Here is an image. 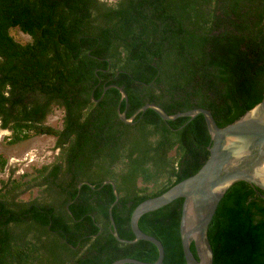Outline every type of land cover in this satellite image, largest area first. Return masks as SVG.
Wrapping results in <instances>:
<instances>
[{"label":"trees","instance_id":"16d2710c","mask_svg":"<svg viewBox=\"0 0 264 264\" xmlns=\"http://www.w3.org/2000/svg\"><path fill=\"white\" fill-rule=\"evenodd\" d=\"M263 84L264 0H0V128L9 144L53 136L59 151L29 178H0V264L155 262L152 243L114 237L105 181L118 193V234L134 240L132 211L195 174L211 137L202 114L166 121L148 108L132 123L120 114L201 107L223 127L261 101ZM55 108L60 128L46 124ZM6 165L0 155V172ZM32 187L42 196L19 198ZM260 194L245 181L227 188L208 228L213 264H264ZM182 205L139 219L162 242V264H186Z\"/></svg>","mask_w":264,"mask_h":264},{"label":"water","instance_id":"95a60500","mask_svg":"<svg viewBox=\"0 0 264 264\" xmlns=\"http://www.w3.org/2000/svg\"><path fill=\"white\" fill-rule=\"evenodd\" d=\"M113 87L117 88L122 98L127 100L123 88L117 85ZM148 108L153 109L166 121L202 114L211 137L209 156L195 174L178 182L159 196L146 199L135 207L130 217V228L135 237L134 240L122 239L118 234L112 216V208L118 200V193L112 181H105L112 184L116 197L109 208L114 237L121 243L145 240L152 243L158 250V258L153 263L134 258H122L111 264H162L164 258L162 242L142 231L138 222L144 214L164 207L178 198H183L179 230L186 264H213V250L208 240V228L227 188L237 181H245L264 190V84L261 101L238 120L223 127L216 123L211 112L205 108L200 107L170 115L162 107L153 103L142 106L130 118H127L126 110H124L120 114L121 120L132 123L138 113ZM85 183L93 187L89 182ZM81 186L82 184L79 188ZM192 243L197 257L191 251Z\"/></svg>","mask_w":264,"mask_h":264},{"label":"rangeland","instance_id":"374dc122","mask_svg":"<svg viewBox=\"0 0 264 264\" xmlns=\"http://www.w3.org/2000/svg\"><path fill=\"white\" fill-rule=\"evenodd\" d=\"M114 1V0H106ZM13 36L19 41H28L29 36L19 31H12ZM63 118V112L55 108L51 115L46 119V124L55 128H60ZM9 131L0 128V155L7 159V165L3 172H0V178L6 180L13 171L12 177L18 178L27 173L29 178L33 173L34 167H42L51 164L58 155V149L55 146L56 138L47 135H37L30 139L9 144ZM42 196V187H32L24 191L19 198L29 201Z\"/></svg>","mask_w":264,"mask_h":264},{"label":"flooded vegetation","instance_id":"af4514ba","mask_svg":"<svg viewBox=\"0 0 264 264\" xmlns=\"http://www.w3.org/2000/svg\"><path fill=\"white\" fill-rule=\"evenodd\" d=\"M253 187H257V188H260V187H258V186H255V185H253ZM261 189V188H260ZM262 191H263V194H260L261 195V197L264 199V190L263 189H261Z\"/></svg>","mask_w":264,"mask_h":264}]
</instances>
